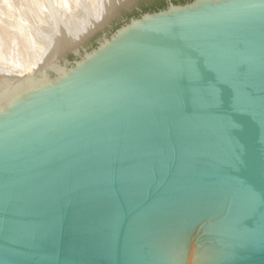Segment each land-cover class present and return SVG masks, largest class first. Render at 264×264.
<instances>
[{
    "label": "water",
    "instance_id": "obj_1",
    "mask_svg": "<svg viewBox=\"0 0 264 264\" xmlns=\"http://www.w3.org/2000/svg\"><path fill=\"white\" fill-rule=\"evenodd\" d=\"M165 2L0 79V264H264V0Z\"/></svg>",
    "mask_w": 264,
    "mask_h": 264
},
{
    "label": "bare ground",
    "instance_id": "obj_2",
    "mask_svg": "<svg viewBox=\"0 0 264 264\" xmlns=\"http://www.w3.org/2000/svg\"><path fill=\"white\" fill-rule=\"evenodd\" d=\"M119 2L121 0H29L22 11L19 9V13L14 14L16 16L11 15L14 38L10 39L9 47L0 43V79L9 78L7 73L12 77L32 76L52 65L63 51L76 46L93 27L102 23ZM6 18L5 22L9 19Z\"/></svg>",
    "mask_w": 264,
    "mask_h": 264
},
{
    "label": "rangeland",
    "instance_id": "obj_3",
    "mask_svg": "<svg viewBox=\"0 0 264 264\" xmlns=\"http://www.w3.org/2000/svg\"><path fill=\"white\" fill-rule=\"evenodd\" d=\"M2 1V2H1ZM9 1H11V0H0V43L3 45V46H5V47H9V46H7V45H10L11 43V40L13 41V38H14V34H12L14 31L13 30H11V29H13V28H10V27H12V23H13V21H10V20H12V18H14V17H12L14 14H16L17 15V13H19L20 11H22L24 8H25V5L27 4V2H29V0H15V1H17L19 4L21 3V5H19V4H17V2L15 3V5H14V2L12 1V2H9ZM21 1V2H20ZM31 1V0H30ZM35 1V0H34ZM152 0H135V3H134V5L133 6H131L130 8H128V9H125V10H123L120 14H119V16L115 19V20H113L112 21V23L110 24V26L111 27H113L115 24H117L118 23V21H120L121 19H123L128 13H131L133 10H134V8H139L140 7V5H142V4H146V3H148V2H151ZM8 2V3H7ZM23 2V3H22ZM3 3V4H2ZM5 3H7L6 5H5V7L7 8L8 7V5H9V7L7 8V10H1V8L2 9H6V8H4V4ZM12 3V5H10ZM16 4H17V6H16ZM3 6V7H2ZM13 6H14V8H13ZM16 6V7H15ZM22 6H24V8L22 7ZM18 7V8H17ZM16 8V9H15ZM11 9V10H10ZM14 9V10H13ZM20 9V10H19ZM8 10L10 11L9 13H8ZM18 10H19V12H18ZM5 11L8 13H5ZM4 12V13H3ZM12 12V13H11ZM7 14V15H6ZM10 14V15H9ZM12 15V16H11ZM16 15H14V16H16ZM4 16V17H3ZM7 18H6V17ZM10 16V17H9ZM5 18L6 19H8V20H6V22L8 21L9 22V25H8V22H7V24H6V22H5ZM11 18V19H10ZM2 19H4L3 20V22H2ZM14 20V19H13ZM12 22V23H11ZM4 24V25H3ZM3 26V27H2ZM5 27H7V28H5ZM2 28V29H1ZM5 28V29H4ZM7 29H9L8 31H7ZM2 30H6V31H2ZM11 30V31H10ZM107 30H109V28H105V31H107ZM6 32V34L5 35H3L4 33ZM9 32V33H8ZM11 32V33H10ZM9 34V35H8ZM11 34V35H10ZM6 35H8L7 36V38L8 37H10V38H6ZM100 35V33H98V34H96L95 36H93L92 38H90V40H88L86 43H84V46L85 47H89V46H91V45H93L94 44V42H95V40L97 39V37ZM11 39V40H10ZM3 40V41H2ZM6 40V41H5ZM5 41V42H4ZM3 42H4V44H3ZM7 42V43H6ZM6 43V44H5ZM18 45V44H17ZM3 46H1V47H3ZM19 47V46H18ZM20 48H22V47H20ZM19 50V49H18ZM21 50H23V49H21ZM3 51V50H2ZM66 59H70L72 56L70 55V54H67L66 56Z\"/></svg>",
    "mask_w": 264,
    "mask_h": 264
},
{
    "label": "trees",
    "instance_id": "obj_4",
    "mask_svg": "<svg viewBox=\"0 0 264 264\" xmlns=\"http://www.w3.org/2000/svg\"><path fill=\"white\" fill-rule=\"evenodd\" d=\"M175 4H182L189 2L190 0H171ZM166 6L165 0H152L151 2H148L146 4L140 5L139 9L142 12H148V11H156L159 9H163ZM138 13L136 11H132L131 13H128L124 18H130L132 16H137ZM120 22L117 24L119 25Z\"/></svg>",
    "mask_w": 264,
    "mask_h": 264
}]
</instances>
